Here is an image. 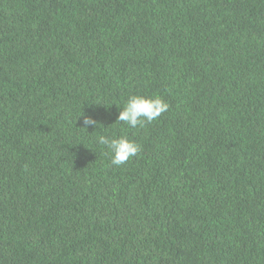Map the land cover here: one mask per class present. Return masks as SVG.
<instances>
[{
	"label": "trees",
	"instance_id": "1",
	"mask_svg": "<svg viewBox=\"0 0 264 264\" xmlns=\"http://www.w3.org/2000/svg\"><path fill=\"white\" fill-rule=\"evenodd\" d=\"M0 264H264V0H0Z\"/></svg>",
	"mask_w": 264,
	"mask_h": 264
},
{
	"label": "clouds",
	"instance_id": "2",
	"mask_svg": "<svg viewBox=\"0 0 264 264\" xmlns=\"http://www.w3.org/2000/svg\"><path fill=\"white\" fill-rule=\"evenodd\" d=\"M169 108V104L160 96L145 97L131 95L119 111L116 121L124 122L131 128L143 127L145 122H152L159 118ZM97 121L90 116H84L83 127L97 126ZM99 145L105 146L111 155V163L115 166L125 164L130 158L137 156L141 145L127 137L100 135L97 138Z\"/></svg>",
	"mask_w": 264,
	"mask_h": 264
}]
</instances>
